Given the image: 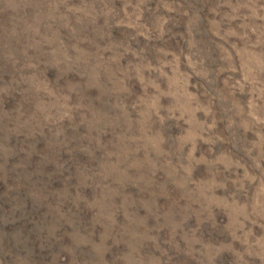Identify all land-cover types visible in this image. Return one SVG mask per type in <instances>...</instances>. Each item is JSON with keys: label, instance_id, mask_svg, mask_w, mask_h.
Returning a JSON list of instances; mask_svg holds the SVG:
<instances>
[{"label": "rangeland", "instance_id": "1", "mask_svg": "<svg viewBox=\"0 0 264 264\" xmlns=\"http://www.w3.org/2000/svg\"><path fill=\"white\" fill-rule=\"evenodd\" d=\"M0 264H264V0H0Z\"/></svg>", "mask_w": 264, "mask_h": 264}]
</instances>
